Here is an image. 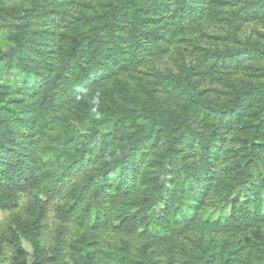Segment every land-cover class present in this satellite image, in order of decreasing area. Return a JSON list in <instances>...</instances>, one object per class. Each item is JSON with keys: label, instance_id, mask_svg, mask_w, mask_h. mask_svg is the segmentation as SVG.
I'll return each mask as SVG.
<instances>
[{"label": "trees", "instance_id": "obj_1", "mask_svg": "<svg viewBox=\"0 0 264 264\" xmlns=\"http://www.w3.org/2000/svg\"><path fill=\"white\" fill-rule=\"evenodd\" d=\"M76 1L80 10L75 11L72 2L63 8L60 0L52 5L28 0L24 17L10 34L13 47L0 54V63L9 65L13 56L36 53V43L50 51L42 63L49 72L41 73L48 80L34 110L20 114L13 102L0 107V211L13 213L21 198H29L24 212L13 213L5 230L0 228V264L7 254V264H28L22 240L33 249L29 264H58L67 245L74 251L91 245L84 236L66 244L63 228L49 239L45 217L50 202L61 223L72 217L83 220L95 210L116 221L123 237L110 247L119 264H264V214L259 210L264 43L236 24L211 33L208 25L197 27L224 21L230 13L234 21L248 18L249 5L260 10L264 0L242 5L241 0L235 5L229 0ZM50 13L61 17L63 29L46 30L56 34L48 43L42 39L45 28L36 24ZM167 55L184 58L179 77L155 72L147 79L139 76L141 70L131 71L147 56ZM257 59L263 65L262 81L221 82L243 62ZM202 76L218 79L224 102L196 89ZM92 86L101 97L100 110L112 115L113 127L104 134L93 128L75 152L55 149L51 159L42 161L37 153L41 138L54 141L61 135L59 124L48 115ZM84 104L87 116L93 105ZM174 105L180 106L176 114ZM228 133L234 145L225 156L231 152L234 176L217 180L210 171ZM98 135L103 136L100 142ZM72 137L65 133L63 141ZM154 145L160 147L148 157V147ZM154 171L167 175L175 186L170 188L164 179L154 183ZM185 186L187 196L180 195ZM183 196L193 205L182 201ZM214 204L226 206L228 216L208 220L205 208ZM96 254L85 251L81 264H96Z\"/></svg>", "mask_w": 264, "mask_h": 264}, {"label": "rangeland", "instance_id": "obj_2", "mask_svg": "<svg viewBox=\"0 0 264 264\" xmlns=\"http://www.w3.org/2000/svg\"><path fill=\"white\" fill-rule=\"evenodd\" d=\"M53 1L54 0H41L42 4L49 5H52ZM60 1V7L64 8L68 5V2H72L74 4L72 9L75 11L80 10V7L76 6V0ZM244 1L247 0H241L240 4L242 5ZM237 2H239V0H229L231 5H235ZM27 4L28 0H0V54L9 51L13 47L10 34L16 30L15 28L17 24L21 22L22 18L24 17V11ZM263 6V4L259 6L260 10H258L256 7H254V5H249L251 14H253V16L250 14L248 18L243 17V19L234 21L233 18L235 17H233L230 13L223 16L222 19L224 21H206L204 25L200 26L198 24L197 27L200 28L208 25L210 26L209 33H211L213 30L226 31L225 28L236 24L240 26L241 32L244 34L246 33L247 36H251L252 39L261 38V42L264 43V18H259L260 15L264 16ZM60 18L61 17L57 13H50L49 17L47 18H37L36 25L45 28V31L42 32V39H45L44 42L47 40V42L50 43L51 39H53V36L55 37L56 35L54 30L51 32H47L46 30L54 28L55 26L57 33H59L61 29H63V25L59 21ZM36 46L37 52L31 56H20L19 59H15L13 56L9 65L5 64L6 61L0 63V107H2L1 104L3 103L8 105L11 102L17 103L16 110L20 114L28 115L34 110L33 103L36 106L38 105V102L41 98L40 88L44 86L48 80V78L41 73L42 71L46 73L49 72L48 67L42 63L43 59L47 58V55L50 51L41 46V44L36 43ZM55 47L57 50V44H55ZM183 59L184 58L179 57V55L171 56V58L170 55L161 56L156 59H151L147 56L144 63L139 65L137 68L131 69V71L136 72L141 70V72L139 71L140 73H138L140 74L139 76L147 79H149V77L152 76L151 74L155 72H157V74L171 72L174 74V76L179 77L181 74ZM185 60L189 62L188 58ZM54 62H57V60ZM22 66H25L28 68V70L23 69ZM262 66V63L259 62L258 59L252 63L243 62L239 70L230 72V75L232 76L225 75L224 81H221V79L220 81L225 82L227 80H234L233 82H240V84H246L247 82L253 80L262 81L260 80V78H262V73L260 71ZM201 79H203V82L199 81L198 84L196 83V89L199 91L204 90V97L206 98L217 99L218 103L224 102L226 98L222 101L223 94H219L220 86L217 82L218 79L216 78V80H214V78H210L209 76L197 77V80ZM214 90H217V93H215ZM100 100L101 97L99 94H96L94 87L92 86L89 91L78 94L71 101L63 102L58 110L52 114H49L48 119L52 120L53 118L59 124L61 135L58 140L54 141H50L47 137L41 138L40 146L37 149L39 158L42 161L51 159L55 149L71 150L72 152H75L80 146L85 144L87 132L91 129H98L101 134H104L107 132V130L111 129L114 125L112 115H109L110 117H106L105 113L107 111L105 108L100 110ZM20 102H31L32 106L29 108H24L22 105H19L21 104ZM84 102H90L91 105H93L91 112L88 113L87 116L86 112H83L82 109ZM181 104L184 105L183 103ZM179 107L180 106L178 105H174L175 114L179 110ZM99 113L101 114L100 118ZM109 113L113 114L112 112ZM51 122L52 121L49 123ZM65 133L73 135L72 139L68 142L63 141V136ZM225 138L226 140L222 146L223 151L220 154L214 156V163L210 171V173L217 180H220L219 178L224 176L225 178H232L234 176L232 167L230 166V157L232 156L231 152L228 154L230 157L226 158L225 156L228 153L227 149L230 148L231 145H234L231 144V141L229 140L232 138L231 133H228ZM102 140L103 136L98 135L96 141L100 142ZM158 147L160 146L154 145L152 148L148 147V157H151ZM90 161L93 162V159ZM126 168H130V166H126ZM116 172L117 170L113 171L111 174L110 182H114L115 177L113 176ZM150 179L154 183H156L158 180L164 179L167 180L166 183L170 188L175 186L173 182L170 183L169 177L167 175L160 174L158 172L156 173L155 171L154 174L151 175ZM186 189V186L180 188L178 193L180 195L184 194ZM145 194H147V192H145ZM259 194L262 203L259 210L261 214H264V185L260 189ZM184 195L187 196L186 193ZM185 196H183L182 201L188 199L187 204L192 206L193 200ZM28 200L29 198L26 197L21 198L18 210L14 211L13 213H23L24 207ZM205 210L207 212L206 216L210 221L216 220L218 218L223 219L229 214L226 206H218L216 204L213 206H207ZM13 213L0 211V228L2 230H5V227L11 219ZM103 215V212L95 210L91 211L83 220L72 217L68 221L61 223L54 217L52 202L49 203L45 217V224L48 231L46 235L49 236V239L51 238L55 229L63 228V230H65L64 241L66 244H69L76 237L80 236L90 238L93 241L91 245L88 246V248L77 249L75 251L71 249L70 245H67L65 250L60 254L58 264H81L84 252H92L93 250L97 251V254L94 257L96 264H101L105 260H112L113 264H119V260L113 256L111 247L119 244L120 239L123 237V233L119 230V225L116 221L104 219ZM139 232H141V230ZM131 239L136 242L138 241L139 237L133 235ZM22 246L25 251L27 263L29 264L33 260V249L30 244L24 240H22ZM9 260V254L4 255L2 264H7ZM123 264L126 263L123 262Z\"/></svg>", "mask_w": 264, "mask_h": 264}]
</instances>
